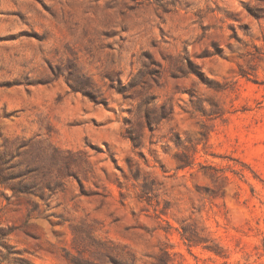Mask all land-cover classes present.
<instances>
[{
  "label": "rangeland",
  "instance_id": "rangeland-1",
  "mask_svg": "<svg viewBox=\"0 0 264 264\" xmlns=\"http://www.w3.org/2000/svg\"><path fill=\"white\" fill-rule=\"evenodd\" d=\"M130 252L264 264V0H0V264Z\"/></svg>",
  "mask_w": 264,
  "mask_h": 264
},
{
  "label": "trees",
  "instance_id": "trees-1",
  "mask_svg": "<svg viewBox=\"0 0 264 264\" xmlns=\"http://www.w3.org/2000/svg\"><path fill=\"white\" fill-rule=\"evenodd\" d=\"M133 139V138H132ZM133 141L136 143L135 139ZM137 144V143H136ZM191 162H187L185 165H190ZM109 260L112 264H140L136 254L133 252L128 253V255H123V257L119 258L109 253ZM89 264H109L103 261L100 262H90ZM151 264H170L169 260L152 262Z\"/></svg>",
  "mask_w": 264,
  "mask_h": 264
}]
</instances>
